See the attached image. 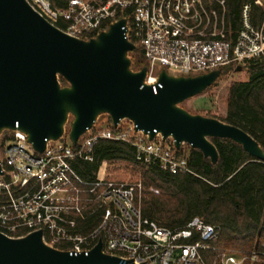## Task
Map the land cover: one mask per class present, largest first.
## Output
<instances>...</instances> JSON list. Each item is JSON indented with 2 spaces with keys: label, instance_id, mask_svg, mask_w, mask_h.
<instances>
[{
  "label": "built area",
  "instance_id": "obj_1",
  "mask_svg": "<svg viewBox=\"0 0 264 264\" xmlns=\"http://www.w3.org/2000/svg\"><path fill=\"white\" fill-rule=\"evenodd\" d=\"M27 1L49 23L86 41L126 20V37L142 49L147 83L154 93L161 88L156 84L158 68L196 75L264 60V21L253 23L251 5L243 7L240 29L233 34L225 0ZM255 4L264 9L262 0ZM112 127L95 125L76 145L65 130L60 140L47 143L43 153L33 149L26 135L7 131L10 138L0 144V233L22 238L42 231L49 247L71 255H88L102 241L103 252L119 258L120 264L262 261L257 253L235 256L216 251L219 231L201 218L179 230L144 218L137 204L142 183L111 180L106 164L97 178L84 179L77 166L95 162L94 147L100 140L132 146L136 161L146 168L158 165L171 175L192 174L187 160L172 149L173 141L164 143L158 136L150 142L129 121H121L116 131ZM90 219L95 225L91 230L86 226Z\"/></svg>",
  "mask_w": 264,
  "mask_h": 264
},
{
  "label": "water",
  "instance_id": "obj_2",
  "mask_svg": "<svg viewBox=\"0 0 264 264\" xmlns=\"http://www.w3.org/2000/svg\"><path fill=\"white\" fill-rule=\"evenodd\" d=\"M126 25L122 19L86 41L49 23L27 0H0V137L19 131L43 153L48 142L63 137L71 118L69 139L76 145L107 116L115 129L129 121L150 142L160 136L177 151L188 145L213 164L219 154L212 139L230 140L264 163V150L248 133L181 107L213 87L221 70L196 75L161 70L156 73L161 88L154 93L148 68H131L129 55L137 47L127 39ZM120 263L103 252L102 241L88 255H71L49 247L42 231L22 238L0 233V264Z\"/></svg>",
  "mask_w": 264,
  "mask_h": 264
},
{
  "label": "trees",
  "instance_id": "obj_3",
  "mask_svg": "<svg viewBox=\"0 0 264 264\" xmlns=\"http://www.w3.org/2000/svg\"><path fill=\"white\" fill-rule=\"evenodd\" d=\"M225 1L226 20L232 24L233 34L240 29L245 5L252 6L255 25L264 21V9L255 4L256 0ZM132 54L135 55L131 60L133 71L139 72L148 66L139 46ZM241 67L239 73L235 65L221 69V80L234 73L247 78L230 84L224 114L206 116L240 128L264 150V60H251ZM60 82L62 87L68 86L65 80ZM215 87L216 84L205 93ZM109 124H112L110 118ZM110 129L116 131L113 127ZM9 138L8 132L3 133L0 144ZM211 142L219 154L217 164L188 145H185L187 150L182 147L179 151L171 146L180 159L187 160L192 174L171 175L158 165L146 168L136 161L132 146L110 140L98 141L94 147L95 162L80 164L77 169L84 179L92 180L99 176L103 164L115 166L114 171L122 172L124 177L131 175L142 183L137 204L144 218L170 230L183 229L192 219L201 218L219 231L214 245L216 251L235 256L257 253L263 263L254 264H264V163L230 140L212 139ZM92 220L86 223L90 230L95 227Z\"/></svg>",
  "mask_w": 264,
  "mask_h": 264
},
{
  "label": "rangeland",
  "instance_id": "obj_4",
  "mask_svg": "<svg viewBox=\"0 0 264 264\" xmlns=\"http://www.w3.org/2000/svg\"><path fill=\"white\" fill-rule=\"evenodd\" d=\"M134 56L135 55H133V54L129 55L131 60L134 58ZM156 71H157L156 73L159 74L161 69L158 68ZM168 72L172 75H178L177 73H175L171 70ZM246 78L247 77L245 75L234 73V74H231L230 76H228V78H225L223 80L219 79L215 83L216 87L214 89L208 91L207 93L204 92L201 96L185 102L184 104L181 105V107L193 115L206 116L207 114H210V115L224 114V112H225V100H226L227 90H228L230 84L232 82L243 81ZM72 121H73V119L71 118L65 127V130L68 134L70 133V124L72 123ZM108 126H110V124H109V117H107V116H101L98 119V122L96 123V127L98 129L107 128ZM171 141L172 140H169L168 143H171ZM183 147L185 148V150H187V147L185 145ZM114 170H115V166L109 167L108 165H106V174H107L108 178H110L114 181L123 180V182L133 183V184H136L139 182V181L135 180L134 177L131 175H126V177H124L122 172L120 173V172H118V171L116 172ZM258 262L263 263V261H258Z\"/></svg>",
  "mask_w": 264,
  "mask_h": 264
}]
</instances>
